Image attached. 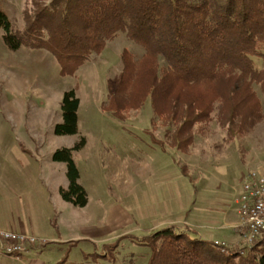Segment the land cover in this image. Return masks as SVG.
Instances as JSON below:
<instances>
[{
	"label": "rangeland",
	"instance_id": "1",
	"mask_svg": "<svg viewBox=\"0 0 264 264\" xmlns=\"http://www.w3.org/2000/svg\"><path fill=\"white\" fill-rule=\"evenodd\" d=\"M52 1L0 0L13 32L24 39L12 50L0 30V229L29 220L28 185L37 181L42 166L55 162L57 150L85 140L80 150L85 152L74 159L90 195L88 205L78 207L79 214L59 208L47 229L56 236L58 227V235L70 240L68 222L86 220L84 231L80 226L75 231L84 238L58 243L37 234L47 243L21 261L1 259L3 264H147L150 249L143 239L170 226L208 242L214 237L237 241L227 228L240 220L243 174L264 172V118L233 143L214 120L196 132L189 152L170 146L168 134L175 127L157 118L151 99L125 121L115 118L103 110L109 81L122 75L124 50L140 59L144 49L121 32L75 76L62 75L56 55L41 45L48 38L26 32L29 21ZM254 60L264 70V57ZM161 66H167L163 59ZM254 88L264 112V94ZM73 89L80 99L78 134L57 136L64 94ZM50 202L57 205L54 198Z\"/></svg>",
	"mask_w": 264,
	"mask_h": 264
},
{
	"label": "trees",
	"instance_id": "2",
	"mask_svg": "<svg viewBox=\"0 0 264 264\" xmlns=\"http://www.w3.org/2000/svg\"><path fill=\"white\" fill-rule=\"evenodd\" d=\"M28 25V34L48 38L41 45L56 55L65 76H75L93 53H102L126 32L144 54L136 59L123 51L122 75L109 81L103 110L125 121L151 99L157 118L175 127L168 139L178 151L189 152L196 132L203 133L214 120L225 130L227 143H233L264 118L254 88L258 85L264 94V70L254 60L264 57V0H53ZM0 30L10 49L22 46L24 39L13 32L2 9ZM61 108L63 122L55 134H78L76 90L64 94ZM84 145L82 140L53 155V161L67 166L69 186L61 196L79 208L88 205L89 197L73 153ZM142 244L150 249L147 264H264V240L245 254L226 255L215 242L170 226Z\"/></svg>",
	"mask_w": 264,
	"mask_h": 264
},
{
	"label": "built area",
	"instance_id": "3",
	"mask_svg": "<svg viewBox=\"0 0 264 264\" xmlns=\"http://www.w3.org/2000/svg\"><path fill=\"white\" fill-rule=\"evenodd\" d=\"M242 189L237 198L240 215V237L227 243L215 241L226 255L234 250L247 253L264 240V172L249 170L242 176ZM47 243L45 239L26 233L0 229V259L23 260L30 252Z\"/></svg>",
	"mask_w": 264,
	"mask_h": 264
},
{
	"label": "crops",
	"instance_id": "4",
	"mask_svg": "<svg viewBox=\"0 0 264 264\" xmlns=\"http://www.w3.org/2000/svg\"><path fill=\"white\" fill-rule=\"evenodd\" d=\"M67 148H71V146H67ZM80 151L75 154L74 157L81 155L85 152ZM81 174V173H80ZM35 183L29 184L28 188L30 192V196L33 198V202L30 203L29 206V220L11 223L10 225L6 226L5 228L7 230H12L16 232L26 233V234H32L37 235L40 234L41 236H45V238H48L52 242H58V243H66L71 242L76 239L84 238L83 235L76 234L75 231H77L76 226L79 227V231H84V228L86 226L85 221L86 220H79V222L74 221V223H70L68 221H64V224L68 222L70 226V233L72 235V239L67 240L65 237L59 236L60 229L57 227L56 236L52 235L51 233H48V225L50 224L49 221L53 218L54 214L57 213L56 211L59 210V208H64L65 210H71L75 214H79L80 211L78 207H74L72 204L64 201V199L61 196V189H67L69 186V179L67 176V166L65 163H46L44 166H42L41 174L39 177L35 178ZM80 184L84 187V189L88 192L87 187L84 185L82 181V175H80ZM89 195V193H88ZM48 197V198H46ZM90 197V195H89ZM54 198L57 200V205L52 204L50 202V199ZM32 205V206H31ZM238 215H239V209H238ZM240 219V215H239ZM88 225V222H87ZM224 228V226H222ZM227 229H233L236 236H238V239L240 237V220L237 224H230ZM201 239H204V236H200ZM206 240V239H204ZM218 239L214 237V239H211V242H215ZM236 241V240H235ZM34 251L30 252L31 255ZM27 255V256H28ZM27 256L25 258H27ZM1 261V259H0ZM4 263V261H1Z\"/></svg>",
	"mask_w": 264,
	"mask_h": 264
}]
</instances>
